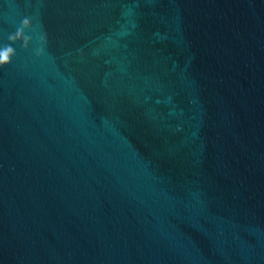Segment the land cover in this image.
Listing matches in <instances>:
<instances>
[{"label": "water", "instance_id": "obj_1", "mask_svg": "<svg viewBox=\"0 0 264 264\" xmlns=\"http://www.w3.org/2000/svg\"><path fill=\"white\" fill-rule=\"evenodd\" d=\"M6 47L0 264H264V0H0Z\"/></svg>", "mask_w": 264, "mask_h": 264}, {"label": "clouds", "instance_id": "obj_2", "mask_svg": "<svg viewBox=\"0 0 264 264\" xmlns=\"http://www.w3.org/2000/svg\"><path fill=\"white\" fill-rule=\"evenodd\" d=\"M30 27V20L25 18L22 21V27L19 29L14 35L10 36V40L20 39L23 41V46L27 47L29 43V38L25 36L24 29ZM14 55V49L12 47H6L4 49H0V66L8 64L11 62V58Z\"/></svg>", "mask_w": 264, "mask_h": 264}]
</instances>
